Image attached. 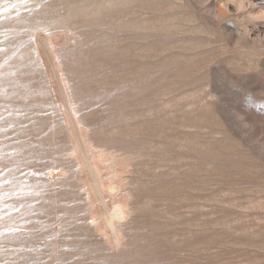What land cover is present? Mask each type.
I'll return each mask as SVG.
<instances>
[{
	"label": "rangeland",
	"instance_id": "1",
	"mask_svg": "<svg viewBox=\"0 0 264 264\" xmlns=\"http://www.w3.org/2000/svg\"><path fill=\"white\" fill-rule=\"evenodd\" d=\"M0 264H264V0H0Z\"/></svg>",
	"mask_w": 264,
	"mask_h": 264
},
{
	"label": "bare ground",
	"instance_id": "2",
	"mask_svg": "<svg viewBox=\"0 0 264 264\" xmlns=\"http://www.w3.org/2000/svg\"><path fill=\"white\" fill-rule=\"evenodd\" d=\"M49 69H50L51 73H53L55 75V77L58 79V75L56 73V70H55V67H54V64H53V61L51 60V58H50V67H49ZM59 88H60V92H61L63 98L65 99L64 91H63V89L61 88L60 85H59ZM74 121L75 120L72 119L73 126H72V130L71 131L73 132V134L75 135V137L79 141L82 153H83V155L85 157L86 156V152H85V147H84V144H83V141H82L81 132L78 129V127L76 126ZM85 159H86L85 161L87 163V166H88L91 174H93V179H94L95 185L98 188L100 186V180L96 177L94 167L91 166L92 164H90L89 159L87 157H85ZM115 217H120V214L118 213ZM112 234H113L114 238L117 237V232H116L115 229H113V233Z\"/></svg>",
	"mask_w": 264,
	"mask_h": 264
}]
</instances>
